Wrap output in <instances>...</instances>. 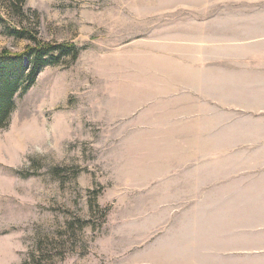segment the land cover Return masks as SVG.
Listing matches in <instances>:
<instances>
[{
    "label": "rangeland",
    "instance_id": "obj_1",
    "mask_svg": "<svg viewBox=\"0 0 264 264\" xmlns=\"http://www.w3.org/2000/svg\"><path fill=\"white\" fill-rule=\"evenodd\" d=\"M26 8L82 50L0 127V264H264V0Z\"/></svg>",
    "mask_w": 264,
    "mask_h": 264
},
{
    "label": "trees",
    "instance_id": "obj_2",
    "mask_svg": "<svg viewBox=\"0 0 264 264\" xmlns=\"http://www.w3.org/2000/svg\"><path fill=\"white\" fill-rule=\"evenodd\" d=\"M26 2L27 0H0V26L5 33L32 42L23 52L13 53L4 49L0 53V127L8 124L11 113L15 110L17 93L28 91L47 66L58 65L68 57L74 61L82 50L73 42L41 41L37 32H33L29 24L24 23L25 20H31ZM32 14L39 18L37 11ZM26 264L32 263L28 261Z\"/></svg>",
    "mask_w": 264,
    "mask_h": 264
}]
</instances>
